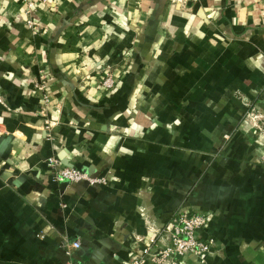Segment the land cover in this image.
Masks as SVG:
<instances>
[{
    "label": "crops",
    "instance_id": "0c3cea01",
    "mask_svg": "<svg viewBox=\"0 0 264 264\" xmlns=\"http://www.w3.org/2000/svg\"><path fill=\"white\" fill-rule=\"evenodd\" d=\"M47 1L0 0V264H127L182 211L180 264H264V0Z\"/></svg>",
    "mask_w": 264,
    "mask_h": 264
},
{
    "label": "built area",
    "instance_id": "2783aa9c",
    "mask_svg": "<svg viewBox=\"0 0 264 264\" xmlns=\"http://www.w3.org/2000/svg\"><path fill=\"white\" fill-rule=\"evenodd\" d=\"M177 1L182 3V0ZM39 3L47 4L48 1L28 0V7L33 9ZM27 25L33 29L34 34H36L38 26L31 20L27 21ZM103 86L106 89L113 88L114 81L111 75H107ZM44 102L46 107L50 103L48 98H45ZM47 113L48 112H46V116ZM245 120L248 123L252 122V125L257 128L261 135V140L264 143V115L259 112L255 113L252 111L247 115ZM46 124L47 127L50 126L49 123ZM49 162L51 167H53L56 171L55 178L58 182L80 183L85 181L91 186L107 184V180L105 178L91 177L89 174L76 168H61L58 160L51 159ZM209 222L210 218L203 213L192 211L178 212L166 227V232L169 236L168 245L166 247L159 248L152 240L151 243L144 247L141 254L137 258L127 264H180L181 259L187 255H194L200 260V262H205L207 255H209L213 250L215 241L212 238H208L206 240L203 239L198 232L205 229ZM80 247L81 245L79 241L73 242L66 248V256L70 257L72 250L79 249ZM65 264L73 263L66 262Z\"/></svg>",
    "mask_w": 264,
    "mask_h": 264
},
{
    "label": "rangeland",
    "instance_id": "374dc122",
    "mask_svg": "<svg viewBox=\"0 0 264 264\" xmlns=\"http://www.w3.org/2000/svg\"><path fill=\"white\" fill-rule=\"evenodd\" d=\"M263 148H264V144H263ZM263 151H264V149H263Z\"/></svg>",
    "mask_w": 264,
    "mask_h": 264
}]
</instances>
